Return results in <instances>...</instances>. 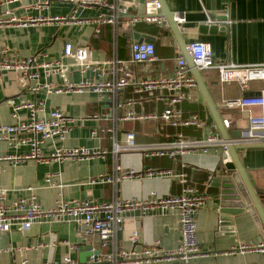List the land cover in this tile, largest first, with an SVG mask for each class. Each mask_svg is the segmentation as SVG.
Returning a JSON list of instances; mask_svg holds the SVG:
<instances>
[{
  "label": "crops",
  "instance_id": "crops-1",
  "mask_svg": "<svg viewBox=\"0 0 264 264\" xmlns=\"http://www.w3.org/2000/svg\"><path fill=\"white\" fill-rule=\"evenodd\" d=\"M0 0V18L11 13L17 17H53V21H35L25 25L0 24V51L8 57L27 58L36 55L42 60V53L49 58H61L63 46L70 43L73 47L86 46L90 49V59L103 62L114 54L129 63L133 76L131 83L120 93L123 103L120 113L128 110L134 112L161 113L167 106L166 89H142L138 92L135 80L158 79L173 74L176 58L183 55L180 44L205 42L210 46L212 57L219 62L237 65L264 64V0H161L167 12L183 16L185 20L178 23L181 32L175 34L166 27L156 23L136 21L128 24L130 16H143L138 4L128 6L126 14L118 21V33L115 37L113 27L108 23L97 24L94 19L100 13H108L101 5H81L82 0H24L10 3ZM125 0H117L122 5ZM154 1V0H153ZM149 9V8H148ZM146 10V9H145ZM158 12H163L158 9ZM164 15V14H163ZM174 16V17H175ZM65 17V19H62ZM208 18L221 26L226 18V31H202L201 24ZM134 32L150 36L155 53L151 61L130 63V44L134 41ZM117 39L119 42L117 43ZM118 49V50H117ZM184 56V55H183ZM71 64V58H64ZM201 76L207 91L221 117L228 119L230 131L247 130L248 114H260L259 108H227L223 99H235L245 95H256L264 89V80H252L246 88L236 81L221 82L216 69L201 70ZM37 80H31L27 86H21L20 74L16 70L2 73L0 82V124H12L19 120H28L25 108L18 110L17 118L11 116L13 105L27 100H44L45 110L59 109L63 114L73 118L70 130L63 145L67 147L88 146L110 151L111 143L106 132L91 131L113 124V120L93 118V114L109 113L110 95L98 94L91 90L82 92H51L40 87L33 90L36 83L47 81L61 83L58 76H45L39 69ZM192 74V73H191ZM106 75H98L92 70L81 71L76 65L69 66V80L73 83L82 80L99 81ZM179 107L184 115L196 114L205 121L204 128H176L162 120H125L118 122L117 137L123 140L126 131L135 133L138 144L166 142L181 131L188 138H202L208 130L216 131L221 137L215 121L204 101L198 87L193 90V99L182 101ZM41 115V113H40ZM215 124V127L213 126ZM31 134H19L26 137ZM51 140L42 146V154L51 152ZM29 146L21 144L11 147L6 140H0V188L6 190V202L27 196L32 192L37 195L44 207L52 206L56 200L89 199L94 202L109 201L112 198H146L151 192L159 196L177 194L182 183L176 177L135 175L120 179L115 183H89V179L101 174H119L121 170L134 168L138 172L152 169H172L174 173H185L186 183L195 185L208 196L205 204L195 214L197 239L201 251L207 256L194 258L186 264H264V253H228L238 243L258 241L260 229L255 215L248 210L231 216L230 233L220 230V188L212 182L213 172L220 162V150L210 148L207 152L189 151L174 156H148L141 150H125L116 156L108 152L105 157L96 156L84 161L63 160L45 163L36 159L16 160L7 156H17L28 152ZM240 162L249 181L255 189L264 191V143H254L238 150ZM142 174V173H141ZM51 175V184L45 178ZM137 232L135 243L129 237ZM180 238L178 216L172 212L150 211L140 216L135 211L124 213L122 229L117 234V244L121 248L140 249L155 244L162 250L177 246ZM264 240V239H263ZM100 240L96 234L81 239L74 222H59L56 219L35 222L27 229L12 228L9 232H0V264H44L59 261L65 255L79 263L80 255L89 254L90 249L98 250ZM90 246V249L88 248ZM81 247V248H80ZM86 256V263L88 260ZM148 264H185L180 260L152 261Z\"/></svg>",
  "mask_w": 264,
  "mask_h": 264
},
{
  "label": "built area",
  "instance_id": "built-area-1",
  "mask_svg": "<svg viewBox=\"0 0 264 264\" xmlns=\"http://www.w3.org/2000/svg\"><path fill=\"white\" fill-rule=\"evenodd\" d=\"M24 0H8L10 3L22 2ZM81 5H101L108 10V13H100L94 22L97 24L108 23L113 27V33L116 37L118 33V21L122 14H126L129 5L134 4L133 0H125L122 5L117 4V0H82ZM153 8L155 11L143 16H134L128 20L132 25L136 21L156 23L159 26L166 27L168 22L163 14L158 12L160 4L154 0ZM177 23L185 20L183 16L174 17ZM58 18L53 17H17L10 14L8 17L0 18V24H18L25 25L35 21H53ZM62 19H65L63 17ZM207 23H215L208 18ZM223 23L229 24L230 20H223ZM189 52L192 55L193 63L199 71L204 69H216L221 82L236 81L241 88H246L247 83L252 80H264V64L237 65L235 63H226L216 61L212 57L210 46L205 42H191ZM5 52L0 51V82L2 73L6 70H16L20 74L21 86L25 87L31 80H37L43 69L44 75H55L61 80L60 84L47 81L44 84L36 83L31 88L36 90L40 87L46 88L51 92H82L91 90L98 94L108 93L110 95L109 113L93 114V118L109 119L114 122L110 126L93 129L91 133L96 135L98 130L106 132L109 135L111 148L110 151L97 147L74 146L67 147L63 145L67 133L70 130V124L73 118L63 114L59 109L45 110L44 100H27L13 105L11 116L17 118V112L21 108L28 111V120H19L12 124H0V140H6L8 144L17 148L21 144L29 146L26 153L17 156H7L18 160L36 159L40 162L51 163L61 162L63 160L84 161L96 156L105 157L110 152L116 156L119 152L125 150H141L148 156H174L179 153L189 151L207 152L210 148H216L223 151L225 156L223 161L230 160L227 146L230 143L244 142L248 144L264 143V89L256 95H245L232 100L223 99L222 105L227 108L250 109L257 107L260 114H248L247 130L241 132L240 138H230L228 140L219 137L218 133L212 129L208 130L202 138H188L179 131L173 139L166 142H155L138 144L135 140L133 131H126L124 139L117 137L118 122L125 120H162L168 125L176 128L197 127L204 128L205 121L200 120L196 114L184 115L179 107L182 101L193 99V90L197 88L196 81L191 74L190 67L183 55L176 58L174 72L170 76L158 79H140L135 80L136 90L142 89H166L169 94L166 96V108L161 112H134L128 110L120 113L123 103L119 96L123 88L131 83L133 73L129 68V63L119 59L116 54L111 58L97 62L90 59V49L86 46L73 47L70 43L63 46L61 58H49L48 54L42 53V60L36 55L27 58L8 57ZM154 43L149 40H134L130 44V63H142L151 61L154 58ZM71 58L73 62L68 64L64 58ZM76 65L81 71L92 70L98 75H106L99 81L82 80L73 83L69 80V66ZM41 113V115H40ZM224 127L229 126V120H222ZM215 127V124H213ZM247 134L245 135L244 133ZM19 134H31L26 137ZM46 140H51V152L48 155L42 154V144ZM2 157H0L1 159ZM142 173V174H141ZM138 172L134 168L121 170L119 174L113 175L101 174L96 178L89 179V183H115L120 179H128L137 175L152 176H170L176 177L182 183L179 193L166 196H159L155 192L146 198H112L109 201L94 202L89 199H74L65 201L59 198L50 207H44L32 187L27 188L30 193L27 196L17 197L10 202H6V190L0 188V232H9L12 228L19 230L27 229L35 222L43 220L56 219L59 222H74L77 226V232L81 239L96 234L100 240L98 252L94 248L90 249V254L86 264H148L152 261H171L180 260L187 263L194 258L207 256V252L201 251L197 239V227L195 214L201 208L208 196L200 191L195 185L186 183V174L174 173L172 169H152L144 172ZM51 175L45 178L49 184ZM159 211L162 213L172 212L177 214L179 220L180 238L176 247L170 250L160 249L156 243L143 246L140 249L134 247L126 249L117 244V234L122 229L124 213L135 211L140 216L150 211ZM138 233L132 232L129 239L135 243ZM2 249L0 248V253ZM264 253V240L243 242L233 246L228 253ZM22 264L27 260L23 259ZM44 264H78L69 255H65L59 261Z\"/></svg>",
  "mask_w": 264,
  "mask_h": 264
},
{
  "label": "water",
  "instance_id": "water-1",
  "mask_svg": "<svg viewBox=\"0 0 264 264\" xmlns=\"http://www.w3.org/2000/svg\"><path fill=\"white\" fill-rule=\"evenodd\" d=\"M156 1L160 4V10L163 12L170 29L176 36V34L181 32V30L178 26L179 24L174 18L175 14L173 12H167L161 3V0ZM134 2L135 4H138L140 13H144V11H147V13L155 11L153 8V0H134ZM130 17L134 16L131 15ZM221 20H226V18H221ZM225 28L226 25L224 23L221 26L217 23H206L199 26V29L202 31H214L213 33H215V31L224 32L226 31ZM144 39H151V37L134 32V40L142 41ZM179 44L182 53L187 60L188 66L190 67V71L196 81L197 87L209 108L218 130L220 131L221 138L225 140L230 138H240L242 135L240 130L230 131L228 134L226 128L224 127L222 119L207 91L201 72L193 63L192 55L189 52V44H184V47L180 42ZM244 134L246 135L247 132ZM251 145L252 144L244 142L228 144L227 151L230 156V160L225 162L223 161L225 154L223 151H220L219 166L213 172L211 181L217 182L216 186L220 188V230L230 233L232 230L231 216L241 214L248 210L251 214L255 215L256 224L260 229L258 241H261L264 239V191L259 189L257 190L252 186L238 155V150L247 148ZM88 248L90 249V246H88ZM95 252H98V250H95ZM90 253L91 252H89V254ZM89 254L80 255L79 263L86 264V256Z\"/></svg>",
  "mask_w": 264,
  "mask_h": 264
},
{
  "label": "trees",
  "instance_id": "trees-1",
  "mask_svg": "<svg viewBox=\"0 0 264 264\" xmlns=\"http://www.w3.org/2000/svg\"><path fill=\"white\" fill-rule=\"evenodd\" d=\"M119 42V39H117V43ZM118 50V49H117Z\"/></svg>",
  "mask_w": 264,
  "mask_h": 264
}]
</instances>
